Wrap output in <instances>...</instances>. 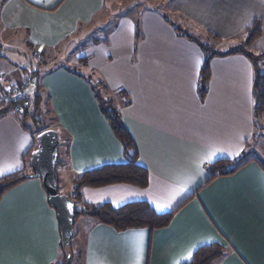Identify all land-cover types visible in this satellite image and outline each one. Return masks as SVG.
Listing matches in <instances>:
<instances>
[{
  "label": "crops",
  "instance_id": "1",
  "mask_svg": "<svg viewBox=\"0 0 264 264\" xmlns=\"http://www.w3.org/2000/svg\"><path fill=\"white\" fill-rule=\"evenodd\" d=\"M161 1L178 21L190 25L192 33H186L203 31L220 42H238L236 46L245 39L247 27L260 21L262 32L251 49L264 50V0ZM114 2L0 0V33H11L16 47L24 44L32 58L39 56L19 71L11 62L4 65L0 55V93L1 81L20 85L40 71L38 77L32 76L38 83L25 94L30 101L40 96L39 114L50 108L60 144L65 137L56 171L60 192L68 195L77 175L124 162V149L86 77L65 63L48 71L50 64L40 57L44 54L48 62L53 51L69 52L76 39L104 19ZM166 17L157 8L141 12L143 36L134 50L137 21L124 14L107 40L91 42L86 53L81 52L98 54L94 62L87 57L85 61L100 71L106 86L115 92V109L134 140L137 162L148 171L149 182L144 188L127 183L83 187L76 207L144 200L159 212L176 210L167 226L152 230L116 231L79 215L74 222L71 264H181L197 247L209 243L225 249L218 264H264V170L251 161L234 174L206 182V167L217 159L237 158L249 151L250 144L254 145L250 155H261L253 154L258 138L254 66L243 53L211 57L202 94L199 78L207 52ZM82 54L75 60L81 62ZM108 54L113 59L107 60ZM123 90L126 99L118 94ZM26 118L32 120L12 110L0 116V176L24 167L31 172L26 155L37 145V128ZM62 260L56 211L41 180L26 178L0 199V264Z\"/></svg>",
  "mask_w": 264,
  "mask_h": 264
},
{
  "label": "trees",
  "instance_id": "2",
  "mask_svg": "<svg viewBox=\"0 0 264 264\" xmlns=\"http://www.w3.org/2000/svg\"><path fill=\"white\" fill-rule=\"evenodd\" d=\"M167 18V17H166ZM167 21H170L168 18ZM171 22V21H170ZM176 30L183 32L188 37L194 39L200 44L202 49L207 52V57L202 64L200 70V82L198 89L203 94L206 88L207 81L210 76L209 72V61L210 58L215 55H225L229 53H243L252 62L254 66V84H253V95H254V115L257 120H261L264 116V73L258 71V60H264V52L259 54L252 53L250 45L261 35V24L260 21H254L246 29V38L240 45L236 46L226 53L218 51H210V46L200 43L194 36L183 31L179 26L175 27ZM137 30V26H136ZM216 37L217 35H213ZM44 55V54H43ZM41 56L43 63L45 56ZM46 55V54H45ZM85 61V60H83ZM41 62V63H42ZM54 67H48L50 71ZM39 70H35L32 76L38 77ZM35 80V79H34ZM35 83H38L36 78ZM36 86V85H35ZM94 90V95L98 100L99 106L103 114L105 115L108 123L114 132L115 136L121 142L124 149V162L118 164H104L99 167L87 170L76 176L74 179V187L70 193V198L75 202V219L79 215H87L95 219L96 221L106 224L116 231H123L130 228H149L157 229L165 227L169 224L176 209L167 212H159L154 209L147 201L136 200L130 201L120 206H113L109 202H103L98 204L83 203V208H77L76 202L81 199V189L83 187H102L106 185L127 183L144 188L148 185L149 174L148 171L140 166L137 162L138 151L135 146L134 140L124 126L119 112L111 106L106 107L105 102L98 96L94 84H91ZM23 99H18L10 106L0 107V116L9 112L15 103H22ZM111 103L109 100L107 101ZM14 104V105H13ZM40 96L34 95L29 106H25L21 114L23 118L29 117L33 121L39 120V109H40ZM32 105V106H31ZM29 107H32L31 111ZM41 121L37 122L36 128L37 133L46 129L45 125H40ZM261 129L259 125L258 130ZM58 152L59 148H58ZM250 151H244L240 156L234 159H217L207 165L208 179L206 182H210L218 176L231 175L236 173L242 166L248 162L255 161L264 170V157L262 155L251 156ZM29 155H26V162L29 165ZM59 162V158H58ZM27 172L25 167L19 171L8 173L0 176V199L3 194L15 184L25 180L24 175ZM60 190V189H59ZM73 236V235H72ZM72 238L69 247L66 252H62L63 260L54 264H71L73 253H72ZM69 255V257H67ZM225 255L224 247L219 243H209L200 245L195 249L190 258L181 264H218V262Z\"/></svg>",
  "mask_w": 264,
  "mask_h": 264
},
{
  "label": "rangeland",
  "instance_id": "3",
  "mask_svg": "<svg viewBox=\"0 0 264 264\" xmlns=\"http://www.w3.org/2000/svg\"><path fill=\"white\" fill-rule=\"evenodd\" d=\"M172 3L168 4L170 6ZM157 8L159 11L163 12L167 18L171 19L172 22L176 25L179 26L182 30L192 33L191 27L189 24L184 22L182 19L177 20V18L167 9V5L164 1L161 0H120L117 2H114L111 7H110V12L104 16V19L98 22L93 23L88 29L87 32L82 35L80 39H76V44L70 47V51L63 52L64 50H61L60 52H52L49 55V59L47 64H50L49 67H53L54 65L58 63H65V64H70L72 68L76 69L79 73H81L83 76L86 77V79L91 83L94 84L96 92L98 93V96L102 98V101L105 102L107 105L106 107H110V104L112 107L116 108L115 100H116V95L115 92L113 94V90L109 87L106 86L105 81L102 78V74L100 73L99 70L93 69L91 66H87V62L84 61L85 63H82L83 60L86 59L89 62H94L96 58L98 57V54L91 52L87 54H82L81 52L86 53V49L89 46V43L94 42V41H102V40H107L106 35L115 27L118 19L120 16L124 14H131L132 17L134 18L135 21H137V30L135 33V38H136V43L133 45V48H135L138 45V42L142 39L143 33H142V24L141 20L138 19L140 16L141 12H144L148 8ZM194 38H196L200 43L206 44L210 46V51H228L230 48L234 47L237 45L236 42H231L228 40H224L222 42L218 41V39H214L211 36H208L205 32L197 30V32L193 33ZM246 38V37H245ZM245 39H243L244 41ZM243 43L240 42L239 45ZM254 42L251 43L250 45V51L254 54H259L263 51H253L252 45ZM17 43L14 39V36L11 33L4 32L0 33V55L2 58L5 59L6 62H2L4 65H10L8 62H11L14 64L12 67H17L19 71H22L25 66H31V64H34V62H37L32 58V54H30L28 51L25 50V47L23 46L24 44H21L20 47H16ZM137 52L134 51L133 54ZM67 54V55H66ZM78 54L85 55V57H81V62L76 61L75 57ZM62 58V61L59 60V58ZM60 58V59H61ZM107 60L113 59V55H106ZM67 59V62H66ZM53 60V61H52ZM98 60V59H97ZM52 62V63H51ZM106 62V60H105ZM111 62V61H107ZM258 71L259 73H264V60H258ZM119 95H123V97L126 99L127 98V93L125 90L120 91L118 93ZM113 99V100H112ZM110 101L111 103L107 102ZM45 110V109H44ZM43 113L39 114V121L42 123H39L40 125H45L46 128H52L54 127L55 124V116L54 113L50 108H48V111H44ZM118 111V110H117ZM257 120V119H256ZM26 123L29 125H35L37 122L32 121L28 118H26ZM259 125L261 126V129L258 130ZM49 126V127H48ZM257 126V131H258V138L256 140V151L253 152V154H258L260 153L264 157V116L261 118V120L256 124ZM62 140H65V137L62 136ZM59 145L60 146V151L63 153L64 150V142ZM254 148V145H251L248 147L249 151H252L251 149ZM252 154V152H251ZM61 189L63 188L64 184L60 183ZM73 264H75L73 262Z\"/></svg>",
  "mask_w": 264,
  "mask_h": 264
},
{
  "label": "water",
  "instance_id": "4",
  "mask_svg": "<svg viewBox=\"0 0 264 264\" xmlns=\"http://www.w3.org/2000/svg\"><path fill=\"white\" fill-rule=\"evenodd\" d=\"M258 123L259 120H256ZM37 145L29 154L30 173L25 178H39L44 188L49 205L56 211L60 247L63 252L69 247L74 231L75 202L66 193L59 190V179L56 171L58 163L60 139L58 131L47 128L36 135ZM69 257V255L67 256Z\"/></svg>",
  "mask_w": 264,
  "mask_h": 264
},
{
  "label": "built area",
  "instance_id": "5",
  "mask_svg": "<svg viewBox=\"0 0 264 264\" xmlns=\"http://www.w3.org/2000/svg\"><path fill=\"white\" fill-rule=\"evenodd\" d=\"M34 60H38L39 56L34 55ZM36 83L32 76H28L20 85L11 83L10 81H1L2 92L0 93V107L10 106L18 99H23L22 103H15L11 109L16 114H21L25 106H29L31 101L27 98L26 92L33 89Z\"/></svg>",
  "mask_w": 264,
  "mask_h": 264
}]
</instances>
